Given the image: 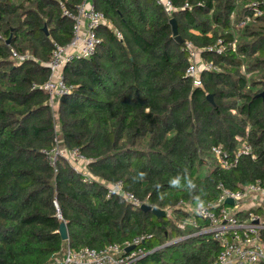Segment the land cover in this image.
I'll use <instances>...</instances> for the list:
<instances>
[{"label": "trees", "instance_id": "obj_1", "mask_svg": "<svg viewBox=\"0 0 264 264\" xmlns=\"http://www.w3.org/2000/svg\"><path fill=\"white\" fill-rule=\"evenodd\" d=\"M81 1L0 0V264H52L66 245L99 249L136 236L154 249L140 264H208L217 242L203 234L179 239L188 229L106 197L102 182L120 181L143 204L173 210L215 200L219 183L234 191L264 182V4L242 26L253 10L246 4L257 0H172L191 7L172 14L177 39L154 0H92L112 29L96 30L90 58L63 67L73 90L52 111L33 85L49 77L52 43L65 46L72 36L59 2L73 10ZM218 38L235 39V50L203 52L219 70L204 71L202 87H194L183 43L202 48ZM13 52L29 58L16 63ZM55 124L62 147L91 159L94 179L82 182L62 157L49 163L42 150L52 147ZM242 141L254 158L217 167L211 148L231 155ZM61 222L67 241L57 232Z\"/></svg>", "mask_w": 264, "mask_h": 264}, {"label": "built area", "instance_id": "obj_2", "mask_svg": "<svg viewBox=\"0 0 264 264\" xmlns=\"http://www.w3.org/2000/svg\"><path fill=\"white\" fill-rule=\"evenodd\" d=\"M154 1L169 17L177 10L191 8L187 3L182 7H176L172 0ZM259 4H264V0L246 4V7L253 10L250 15L243 16L240 25L243 26L262 15V10L258 8ZM59 8L72 22L71 39L65 46L52 43L51 59L48 62L49 77L42 85H33L48 95V104L52 111H56L58 100L73 90V86L65 81L63 67L72 61L90 58L95 53L98 43L96 30L102 26L112 29L104 13L95 7L92 0H82L73 10L59 2ZM231 17L233 18V15ZM113 30L116 37L122 39L121 33ZM183 44L187 56L185 75L194 87H202L201 78L204 71L219 70L212 61L202 59L203 52L222 55L227 49L235 50V40L225 43L222 38L202 48L194 46L191 41H184ZM12 56L16 63L29 58L28 53L18 55L13 52ZM58 135L59 127L55 124L54 143L51 148L42 150L49 163L53 166L56 159L62 157L80 173L82 182L94 179L88 170L91 159L78 149L61 147ZM211 153L217 167L223 170L235 167L242 155L254 158L251 147L245 141L240 143L234 154H228L221 145L213 146ZM102 185L106 190V197L119 196L135 208H140L143 204L132 192L126 191L120 181L102 182ZM216 189L218 196L215 200L204 204L179 202L175 210L162 209L165 211V217L174 221L180 229H188L189 232L179 239L203 234L218 243L220 250L208 264H264V182L258 179L234 191L219 183ZM227 199H231V205L226 204ZM176 212L186 217L179 220ZM144 239V236H136L123 243H109L99 249L72 248L66 245L61 254L53 258L52 264H140L141 260L154 250L147 252L143 248ZM129 247L133 248L127 251Z\"/></svg>", "mask_w": 264, "mask_h": 264}, {"label": "water", "instance_id": "obj_3", "mask_svg": "<svg viewBox=\"0 0 264 264\" xmlns=\"http://www.w3.org/2000/svg\"><path fill=\"white\" fill-rule=\"evenodd\" d=\"M169 23L171 25V31H172V34L173 36H175L177 39H180L178 37V32H177V26H176V21L174 18H170L169 19ZM43 31L46 32V27L43 28ZM6 44H8L10 42V39H7L6 41ZM182 42V41H180ZM261 99H262V103H263V106H264V91L261 92L259 95H258ZM207 99L209 101H212V97L211 95H207ZM226 204H232V201L231 199H227L226 200ZM141 211L143 212H151L155 217H165V211L162 210V209H159V208H156V207H150L149 205L147 204H142L139 208ZM58 234L60 235L61 237V240L63 241H67L68 239V236H67V230H66V224L64 222H61L60 225H59V228H58ZM133 247H129L127 248L126 250L127 251H130Z\"/></svg>", "mask_w": 264, "mask_h": 264}, {"label": "rangeland", "instance_id": "obj_4", "mask_svg": "<svg viewBox=\"0 0 264 264\" xmlns=\"http://www.w3.org/2000/svg\"><path fill=\"white\" fill-rule=\"evenodd\" d=\"M231 18V21L233 22V23H235L234 22V17L232 18V17H230ZM60 146L62 147V145L60 144Z\"/></svg>", "mask_w": 264, "mask_h": 264}, {"label": "crops", "instance_id": "obj_5", "mask_svg": "<svg viewBox=\"0 0 264 264\" xmlns=\"http://www.w3.org/2000/svg\"><path fill=\"white\" fill-rule=\"evenodd\" d=\"M170 18H172V16H171ZM192 33H195V34H196L197 32H195V31H192ZM208 35H209V34H208ZM234 40H235V39H234ZM62 72H63V69H62ZM63 75H64V74H63Z\"/></svg>", "mask_w": 264, "mask_h": 264}]
</instances>
